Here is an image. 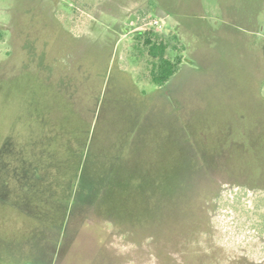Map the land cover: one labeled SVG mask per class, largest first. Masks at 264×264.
I'll list each match as a JSON object with an SVG mask.
<instances>
[{"label":"rangeland","instance_id":"374dc122","mask_svg":"<svg viewBox=\"0 0 264 264\" xmlns=\"http://www.w3.org/2000/svg\"><path fill=\"white\" fill-rule=\"evenodd\" d=\"M161 2L0 0V264H264V0Z\"/></svg>","mask_w":264,"mask_h":264},{"label":"trees","instance_id":"16d2710c","mask_svg":"<svg viewBox=\"0 0 264 264\" xmlns=\"http://www.w3.org/2000/svg\"><path fill=\"white\" fill-rule=\"evenodd\" d=\"M185 49L184 43L176 33L164 35L152 29L136 32L131 44V52L137 60H141L142 64H136L137 69L133 71L135 79L139 82L152 83L157 87L165 85L179 72ZM94 185L89 180L84 181L80 192L90 195L98 189ZM247 185L241 187L247 188ZM253 188L259 187L254 184L248 189ZM261 219L262 228L258 230L260 234L264 232V213Z\"/></svg>","mask_w":264,"mask_h":264},{"label":"crops","instance_id":"0c3cea01","mask_svg":"<svg viewBox=\"0 0 264 264\" xmlns=\"http://www.w3.org/2000/svg\"><path fill=\"white\" fill-rule=\"evenodd\" d=\"M132 4L136 3L140 7L145 8V10H149L151 12H156L157 18L161 20L162 19H168L171 16L169 15V11L166 9L165 5L162 4L161 0H157V2L153 5L152 0H131ZM135 4V5H136ZM174 26L177 28V24L174 23ZM178 35V34H177ZM179 36V35H178Z\"/></svg>","mask_w":264,"mask_h":264},{"label":"built area","instance_id":"2783aa9c","mask_svg":"<svg viewBox=\"0 0 264 264\" xmlns=\"http://www.w3.org/2000/svg\"><path fill=\"white\" fill-rule=\"evenodd\" d=\"M152 23H153L154 25H156L158 28L162 27V23L160 22L159 19H156V18L153 19Z\"/></svg>","mask_w":264,"mask_h":264},{"label":"flooded vegetation","instance_id":"af4514ba","mask_svg":"<svg viewBox=\"0 0 264 264\" xmlns=\"http://www.w3.org/2000/svg\"><path fill=\"white\" fill-rule=\"evenodd\" d=\"M181 64H182V63H181ZM180 67H181V66H180ZM173 77H175V75H174ZM173 77H171V78L168 80V82H169ZM168 82H167V83H168ZM167 83H166V84H167ZM166 84H165V85H166ZM163 86H164V85H163Z\"/></svg>","mask_w":264,"mask_h":264}]
</instances>
